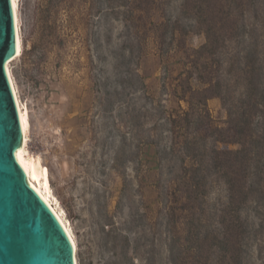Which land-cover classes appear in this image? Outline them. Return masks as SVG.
I'll return each mask as SVG.
<instances>
[{
  "label": "rangeland",
  "instance_id": "1",
  "mask_svg": "<svg viewBox=\"0 0 264 264\" xmlns=\"http://www.w3.org/2000/svg\"><path fill=\"white\" fill-rule=\"evenodd\" d=\"M182 3L20 0L23 51L11 63L12 74L29 109L30 151L49 171L52 195L77 242L78 264H171L174 232L166 209L183 148L169 114L186 108L173 90L198 67L193 50L206 43ZM242 47L228 42L214 60L213 70L230 90L228 61ZM208 107L211 127L225 129L221 99ZM201 145L239 149L213 137ZM226 196L215 178L211 207ZM243 216L257 226L253 207ZM243 264H264L261 233L248 236Z\"/></svg>",
  "mask_w": 264,
  "mask_h": 264
},
{
  "label": "trees",
  "instance_id": "2",
  "mask_svg": "<svg viewBox=\"0 0 264 264\" xmlns=\"http://www.w3.org/2000/svg\"><path fill=\"white\" fill-rule=\"evenodd\" d=\"M182 10L193 16L206 43L193 50L198 67L173 90L186 108L169 114L183 151L175 188L168 191L167 225L174 232L168 237V258L171 264H243L248 236H264V0H183ZM177 32L185 35L182 28ZM228 42L243 43L228 61L233 90L213 70ZM213 98H220L227 111L225 129L210 125ZM208 137L239 149L202 150ZM215 178L227 191L217 209L208 201ZM248 207L254 209L256 227L243 216Z\"/></svg>",
  "mask_w": 264,
  "mask_h": 264
},
{
  "label": "water",
  "instance_id": "3",
  "mask_svg": "<svg viewBox=\"0 0 264 264\" xmlns=\"http://www.w3.org/2000/svg\"><path fill=\"white\" fill-rule=\"evenodd\" d=\"M16 50L12 1L0 0V264H75L70 239L16 157L23 131L6 72Z\"/></svg>",
  "mask_w": 264,
  "mask_h": 264
},
{
  "label": "bare ground",
  "instance_id": "4",
  "mask_svg": "<svg viewBox=\"0 0 264 264\" xmlns=\"http://www.w3.org/2000/svg\"><path fill=\"white\" fill-rule=\"evenodd\" d=\"M13 6V14L15 21L16 30V56L6 64V72L13 90V94L16 100L17 108L20 115L22 131H23V142L19 150L16 152V157L26 173L29 185L38 193L41 199L46 203V205L51 209L55 217L58 219L63 229L65 230L68 238L70 239L72 246L74 248V259L75 264L77 263L76 253H77V242L75 240L73 231L69 222L66 220L64 213L58 207L57 202L52 195L49 171L42 164V157L40 155L33 154L30 151V140H31V121L29 115L28 107L23 104L17 85L14 81L12 74L11 63L19 58L22 54V39L20 32V18H19V6L20 0H11Z\"/></svg>",
  "mask_w": 264,
  "mask_h": 264
}]
</instances>
